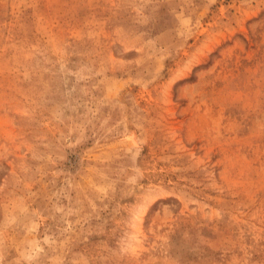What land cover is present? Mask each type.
Listing matches in <instances>:
<instances>
[{
    "label": "rangeland",
    "instance_id": "rangeland-1",
    "mask_svg": "<svg viewBox=\"0 0 264 264\" xmlns=\"http://www.w3.org/2000/svg\"><path fill=\"white\" fill-rule=\"evenodd\" d=\"M0 264H264V0H0Z\"/></svg>",
    "mask_w": 264,
    "mask_h": 264
}]
</instances>
